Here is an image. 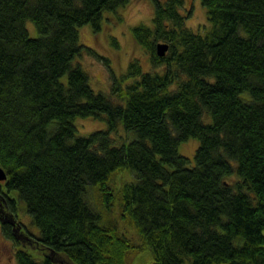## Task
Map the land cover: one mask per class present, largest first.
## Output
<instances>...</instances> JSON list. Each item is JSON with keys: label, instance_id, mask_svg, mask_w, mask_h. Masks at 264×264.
I'll return each instance as SVG.
<instances>
[{"label": "trees", "instance_id": "1", "mask_svg": "<svg viewBox=\"0 0 264 264\" xmlns=\"http://www.w3.org/2000/svg\"><path fill=\"white\" fill-rule=\"evenodd\" d=\"M128 1L0 0L2 188L39 230L30 246L39 258L17 244L16 264H128L145 248L150 264H264V0H199L204 35L186 26L183 0H151L150 26L132 36L154 70L132 58L126 73L112 72L114 103L72 60L83 47L77 27L97 32L102 13ZM103 115L105 129L75 136V118ZM118 123L133 140L113 143ZM190 137L199 143L188 167L178 145ZM124 169L135 182L112 189ZM115 197L134 246L93 210Z\"/></svg>", "mask_w": 264, "mask_h": 264}, {"label": "rangeland", "instance_id": "2", "mask_svg": "<svg viewBox=\"0 0 264 264\" xmlns=\"http://www.w3.org/2000/svg\"><path fill=\"white\" fill-rule=\"evenodd\" d=\"M181 12L186 14L185 24L192 31L198 32L202 35L210 28V23L207 20V14L204 7H202L199 0H183ZM153 4L151 0H129L124 6L118 7L114 11H104L102 13V20L100 29L94 31L89 23L77 27L78 41L83 46L78 54L72 60L73 66L79 67L86 72L88 82L95 93H103L108 96L114 103H121L111 94L110 86L111 73L114 72L116 77L120 74L127 72V67L132 58L138 59L141 69L143 71L152 72L150 59L145 53L144 49L139 45L132 36V28L139 23L150 26L153 17ZM25 27L30 37L37 36L33 22L27 20ZM114 41L116 44H114ZM87 48L93 50L90 53ZM99 56V57H97ZM157 72H163V69H156ZM62 82L66 81V76L61 78ZM175 86V85H174ZM174 88V87H173ZM248 96L246 93L241 96ZM205 123L211 122L209 113L202 116ZM76 127L75 136H87L93 131H100L107 127L105 123V115L101 119L93 117H77L73 121ZM117 130L112 133V138L115 145L126 144L134 139L135 134L132 131L126 130L124 125L118 123ZM196 138L190 137L186 141L179 142L178 153L183 155L188 160V167L194 165V152L198 147ZM229 182L238 179L237 173L232 174L226 178ZM136 177L130 169H124L123 172L114 176L111 183L112 189H118L125 182H135ZM90 189V190H89ZM93 188L87 186L86 199L90 202L91 206H95ZM11 194L16 193L10 191ZM114 202L108 207L100 208L95 207L93 210L103 212V221L105 224H115L119 231L123 232L132 246L138 244L136 241V234L131 226L121 219V211L118 206V199L114 198ZM17 210L21 214L23 224L26 226L29 234L39 236V230L31 221V216L25 211V203L19 198L16 200ZM33 257L39 258L33 247L21 245ZM17 246L16 241L4 235L0 226V264H16L15 252L20 248ZM152 261L151 251L148 248L142 249L139 252L129 251L127 257L128 264H150Z\"/></svg>", "mask_w": 264, "mask_h": 264}, {"label": "flooded vegetation", "instance_id": "3", "mask_svg": "<svg viewBox=\"0 0 264 264\" xmlns=\"http://www.w3.org/2000/svg\"><path fill=\"white\" fill-rule=\"evenodd\" d=\"M3 181H0V226H10L13 240L19 245H32V238L23 224L21 214L17 210L16 197L2 188ZM13 201V202H12ZM15 205L13 207V205Z\"/></svg>", "mask_w": 264, "mask_h": 264}, {"label": "water", "instance_id": "4", "mask_svg": "<svg viewBox=\"0 0 264 264\" xmlns=\"http://www.w3.org/2000/svg\"><path fill=\"white\" fill-rule=\"evenodd\" d=\"M156 47H157L156 51H157L158 56H162L163 54H165V52L168 49V47L165 43H162V44L159 43V44H157ZM5 179H6V174H5V172H3V170L0 167V181H4Z\"/></svg>", "mask_w": 264, "mask_h": 264}]
</instances>
